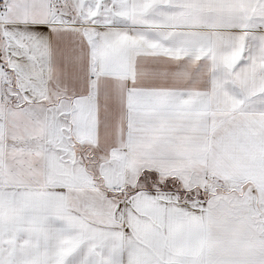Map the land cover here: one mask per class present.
Masks as SVG:
<instances>
[{"label": "snow or ice", "instance_id": "snow-or-ice-1", "mask_svg": "<svg viewBox=\"0 0 264 264\" xmlns=\"http://www.w3.org/2000/svg\"><path fill=\"white\" fill-rule=\"evenodd\" d=\"M0 264H264V0H0Z\"/></svg>", "mask_w": 264, "mask_h": 264}]
</instances>
